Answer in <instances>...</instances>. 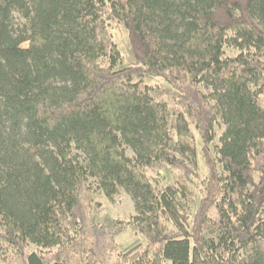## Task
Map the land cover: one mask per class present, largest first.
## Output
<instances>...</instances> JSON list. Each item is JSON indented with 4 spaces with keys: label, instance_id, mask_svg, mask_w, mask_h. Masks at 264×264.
<instances>
[{
    "label": "trees",
    "instance_id": "16d2710c",
    "mask_svg": "<svg viewBox=\"0 0 264 264\" xmlns=\"http://www.w3.org/2000/svg\"><path fill=\"white\" fill-rule=\"evenodd\" d=\"M0 264H264V0H0Z\"/></svg>",
    "mask_w": 264,
    "mask_h": 264
},
{
    "label": "rangeland",
    "instance_id": "374dc122",
    "mask_svg": "<svg viewBox=\"0 0 264 264\" xmlns=\"http://www.w3.org/2000/svg\"><path fill=\"white\" fill-rule=\"evenodd\" d=\"M112 34L114 41L119 46L124 57V65H134V58L129 43V33L121 27L114 26ZM145 81L147 84L160 87L161 89H168L167 84L160 78L145 77ZM224 130L225 127L223 125H218L216 130L217 140H219ZM200 174L203 180L210 178L211 170L205 159H201ZM95 202L96 204L98 203V206H95L90 213V220L92 223L104 224L108 218L112 220L128 221L136 214L134 201L125 192H121L112 199H109L103 193H100L95 196ZM117 243L123 249H127L134 245L144 244L145 240L142 236L126 231L118 236ZM47 251L48 254H46L45 258L47 263H49L55 258L57 250L50 249Z\"/></svg>",
    "mask_w": 264,
    "mask_h": 264
}]
</instances>
